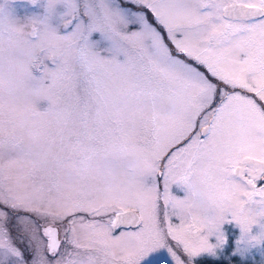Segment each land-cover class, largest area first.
I'll return each mask as SVG.
<instances>
[{"label":"snow or ice","instance_id":"snow-or-ice-1","mask_svg":"<svg viewBox=\"0 0 264 264\" xmlns=\"http://www.w3.org/2000/svg\"><path fill=\"white\" fill-rule=\"evenodd\" d=\"M249 261L264 0H3L0 264Z\"/></svg>","mask_w":264,"mask_h":264},{"label":"rangeland","instance_id":"rangeland-1","mask_svg":"<svg viewBox=\"0 0 264 264\" xmlns=\"http://www.w3.org/2000/svg\"><path fill=\"white\" fill-rule=\"evenodd\" d=\"M14 7H16V6L14 5ZM253 256L255 257L256 262H259L261 260V254L259 252H254ZM249 264H252V262L249 261Z\"/></svg>","mask_w":264,"mask_h":264},{"label":"clouds","instance_id":"clouds-1","mask_svg":"<svg viewBox=\"0 0 264 264\" xmlns=\"http://www.w3.org/2000/svg\"><path fill=\"white\" fill-rule=\"evenodd\" d=\"M3 2V0H0V3H2Z\"/></svg>","mask_w":264,"mask_h":264}]
</instances>
